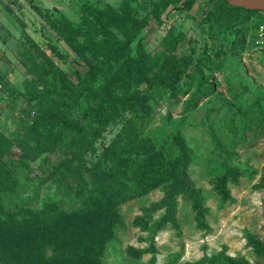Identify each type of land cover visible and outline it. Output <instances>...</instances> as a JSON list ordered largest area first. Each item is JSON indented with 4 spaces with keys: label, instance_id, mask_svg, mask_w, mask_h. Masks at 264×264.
Returning a JSON list of instances; mask_svg holds the SVG:
<instances>
[{
    "label": "rangeland",
    "instance_id": "rangeland-1",
    "mask_svg": "<svg viewBox=\"0 0 264 264\" xmlns=\"http://www.w3.org/2000/svg\"><path fill=\"white\" fill-rule=\"evenodd\" d=\"M186 1L0 0V133L9 142L3 157L29 164L14 174L12 197L56 201L65 213L72 207L46 179L54 168L74 165L71 136L40 120L36 102L98 126L94 153L83 154L87 165L111 143L121 159L134 160L150 146L175 158L177 141L187 155L174 183L96 217L110 223L97 264H221L220 254L264 262V11L232 10L220 0H194L186 11ZM105 8L137 19L131 56L139 45L150 68L145 83L122 84L134 100L130 108L116 104L103 126L92 93L99 79L86 77L87 67L65 40L80 47L104 40L89 14ZM121 91L115 89L127 96ZM192 200L200 201L201 213Z\"/></svg>",
    "mask_w": 264,
    "mask_h": 264
},
{
    "label": "trees",
    "instance_id": "trees-1",
    "mask_svg": "<svg viewBox=\"0 0 264 264\" xmlns=\"http://www.w3.org/2000/svg\"><path fill=\"white\" fill-rule=\"evenodd\" d=\"M220 1L229 9L243 10L228 6L224 0ZM193 3L194 0H187L184 9L188 11ZM89 15L94 21L89 25L104 40L86 42L82 47L75 44L73 39H66L65 42L87 67L86 77L99 79V87L94 88L92 93L99 110V125L106 126L113 118L111 111L116 104L130 108L134 97L129 92V86L123 88V85L132 79L135 84L145 83L150 58L139 45L135 47V56H131L130 33L138 28L137 19L132 16L119 17L112 8L91 9ZM110 29L122 39L117 38ZM118 86H122L121 94L126 93L127 96L115 93ZM28 99L36 101L34 97ZM36 103L40 120L43 117L49 123L58 124L71 136L67 148L73 149L71 161L74 165H69L68 161L65 166L54 168L46 179L54 181L58 190H64V196L72 207L65 213L56 201L33 203L30 198L11 196L15 192L13 186L17 184L14 174H17V169L28 168L29 164L22 160L4 159L9 142L0 133V264H97L96 252L104 233L108 234L110 223L99 224L96 217L110 212L118 203L141 197L161 185L174 183L179 170L187 162V155L180 141H177L179 155L175 158L165 157L150 146L142 155L136 154L134 160L129 157L121 159L113 153L111 143L104 149L102 159L96 158L87 165L83 154L94 153L93 143L99 134L98 126H85L67 120ZM210 136L216 150L223 151L212 132ZM22 152L27 155L28 150ZM222 166L226 172L230 171L226 162ZM260 185L263 186L264 181ZM192 209L196 214L201 213L199 200H192ZM257 247L262 251V244ZM217 260L221 264H249L241 258L234 259L222 254Z\"/></svg>",
    "mask_w": 264,
    "mask_h": 264
},
{
    "label": "water",
    "instance_id": "water-1",
    "mask_svg": "<svg viewBox=\"0 0 264 264\" xmlns=\"http://www.w3.org/2000/svg\"><path fill=\"white\" fill-rule=\"evenodd\" d=\"M225 3L234 8H240L247 11H264V0H224Z\"/></svg>",
    "mask_w": 264,
    "mask_h": 264
},
{
    "label": "built area",
    "instance_id": "built-area-1",
    "mask_svg": "<svg viewBox=\"0 0 264 264\" xmlns=\"http://www.w3.org/2000/svg\"><path fill=\"white\" fill-rule=\"evenodd\" d=\"M2 2H3L4 4H8V3H11L12 0H2Z\"/></svg>",
    "mask_w": 264,
    "mask_h": 264
},
{
    "label": "crops",
    "instance_id": "crops-1",
    "mask_svg": "<svg viewBox=\"0 0 264 264\" xmlns=\"http://www.w3.org/2000/svg\"><path fill=\"white\" fill-rule=\"evenodd\" d=\"M12 3V2H11ZM11 3H8V4H11ZM1 15V14H0ZM7 45V44H6Z\"/></svg>",
    "mask_w": 264,
    "mask_h": 264
}]
</instances>
